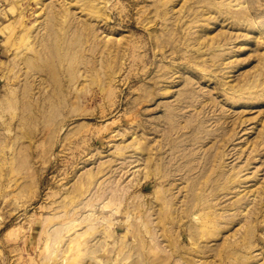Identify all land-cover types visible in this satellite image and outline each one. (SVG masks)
Masks as SVG:
<instances>
[{
	"label": "rangeland",
	"instance_id": "obj_1",
	"mask_svg": "<svg viewBox=\"0 0 264 264\" xmlns=\"http://www.w3.org/2000/svg\"><path fill=\"white\" fill-rule=\"evenodd\" d=\"M17 1L0 264H264V0Z\"/></svg>",
	"mask_w": 264,
	"mask_h": 264
},
{
	"label": "bare ground",
	"instance_id": "obj_2",
	"mask_svg": "<svg viewBox=\"0 0 264 264\" xmlns=\"http://www.w3.org/2000/svg\"><path fill=\"white\" fill-rule=\"evenodd\" d=\"M23 1H25V0H18L17 2H18V9H19V11H20V13L23 15L24 13H25V7H24V2ZM36 3H39V1L40 0H34ZM94 8H96L97 9V11L99 12L100 11V8H98L97 7V5H92ZM70 7H68V9H69ZM24 19H25V17H23V22H24ZM243 19H245V17H243V16H238V20H243ZM255 18L252 16L251 18H247V21L248 22H251V24L253 25V27H257L259 30H260V28H262L263 29V24H261V23H258V22H256L255 20H254ZM261 33H264V29L261 31ZM260 85H261V83H260ZM263 85H264V82H263ZM262 85V86H263ZM263 90H264V88H263ZM263 96H264V93H263ZM258 153H260V152H258ZM148 161V160H147ZM133 213V212H132ZM132 213L131 212H129V215H128V218L132 215ZM143 216V215H142ZM131 218V217H130ZM149 230V229H148ZM148 232V231H147ZM149 232H150V230H149ZM148 232V233H149ZM144 247V246H143ZM129 248H131V244L129 245Z\"/></svg>",
	"mask_w": 264,
	"mask_h": 264
}]
</instances>
